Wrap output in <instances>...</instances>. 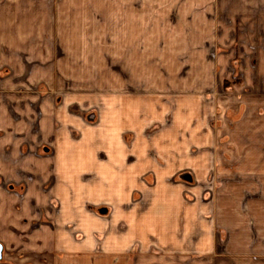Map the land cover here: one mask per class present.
Segmentation results:
<instances>
[{
    "label": "crops",
    "instance_id": "1",
    "mask_svg": "<svg viewBox=\"0 0 264 264\" xmlns=\"http://www.w3.org/2000/svg\"><path fill=\"white\" fill-rule=\"evenodd\" d=\"M16 1L0 0V14H15L2 10H12ZM28 1L31 10L43 3L46 14H63L59 11L64 0ZM8 3L11 8H3ZM206 5L209 7V2ZM217 6L225 30L243 33L235 45L238 62L250 64L254 70L250 77H243L237 88L240 95L231 106L240 117L213 121L208 130L204 125L201 133L185 116L176 126L155 118L152 128L158 130L148 135V119L155 117V111L148 107L145 97L134 98V103L110 104L106 113L113 112V116L116 108L135 111L130 128L134 136L126 141L131 133L120 135L122 145L144 147L150 139L164 152H139L134 158V153H126L110 157L105 166L101 159L106 151L97 131L105 123V117L101 118L85 129L93 135L88 140L90 144L93 141L91 154L75 158L86 161L79 164L81 174L73 183L76 190L90 185L94 192L99 191L92 198L86 196V202L80 201L77 191L66 192L73 174H62L55 150L52 157L18 155V169L11 173L0 170V180L10 177L20 184L27 181V196L20 204L7 196L0 200V241L4 247L0 264H264V119L255 115L264 109L251 102L256 95L264 96V0H218ZM252 77L258 81L254 85L247 82ZM189 102L178 100L172 111L184 109L192 118L190 113L196 109ZM213 111L209 105L208 112ZM57 126L46 133V142L55 149L63 139ZM211 129H218L214 134L228 151H208ZM77 142L83 143V137ZM95 142L101 148L95 147ZM201 142L206 150L194 151V145ZM158 159L169 163L167 174H161L163 168L157 162L148 161ZM199 161H203L202 174L208 178L196 188L192 180L201 175ZM180 169L184 170L181 175ZM146 174L159 177L158 183L148 184ZM247 176L249 182L243 180ZM219 177L227 183H217ZM197 190L202 200H198ZM61 191L66 195L61 197Z\"/></svg>",
    "mask_w": 264,
    "mask_h": 264
},
{
    "label": "rangeland",
    "instance_id": "2",
    "mask_svg": "<svg viewBox=\"0 0 264 264\" xmlns=\"http://www.w3.org/2000/svg\"><path fill=\"white\" fill-rule=\"evenodd\" d=\"M30 2L17 0L12 10H2L15 14H0V170L3 172L18 169V155L52 157L55 150L62 174H73L66 192L77 191L73 183L81 174L79 164L86 161L75 158L87 157L92 151L93 141L90 144L88 140L93 135L85 129L104 117L105 123L97 130L102 139L98 134L97 137L105 147L101 159L105 166L110 157L126 153H134L132 158L139 152L162 154L164 151L157 150L150 139L144 147L130 145L131 148L119 141L126 132L131 133L126 141L133 138L134 129L130 128L135 111L122 107L115 109V116L113 112L106 113L110 104L129 100L134 103L138 96L145 97L148 107L155 111V117L148 119V135L158 130L152 128L155 118L164 125L176 126L185 116L200 133L205 130L204 125L208 130L213 121L238 118L231 106L240 95L238 89L243 77L247 74L250 77L254 70L252 65L242 66L238 62L235 45L243 33L225 30L218 0H64L65 5L59 11L63 14L58 15L46 14L43 3L37 1L33 3L39 5L31 10ZM8 6L11 5L3 8H11ZM247 82L254 85L258 81L252 77ZM21 89L26 92H20ZM253 99L251 102L264 109V96L256 95ZM178 100L195 105L196 110L190 113L192 118L187 117L184 109L172 111L171 106ZM209 105L214 109L211 113ZM221 105L227 107L223 109ZM218 109L223 112L219 113ZM151 113L148 111V115ZM255 115L264 119V111ZM55 124L63 137L56 143V149L46 142V133L53 131ZM217 130L209 131L211 144L206 148L228 151L214 134ZM80 137L84 139L81 144L77 142ZM94 137L97 138L96 133ZM94 146L101 148L98 142ZM194 147V151L206 150L202 142ZM148 161L157 162L163 168V175L170 168L168 162L166 165L159 159ZM202 162L197 165L201 175L192 180L196 188L208 178L202 174L205 173ZM183 172L180 169V175ZM104 177L108 182L107 171ZM243 178L250 181L248 176ZM62 179L66 182L65 176ZM145 179L148 184L159 181V177L149 174ZM218 179L217 183H227L223 177ZM109 181H113L112 177ZM26 183L3 178L0 200L7 196L20 204L27 196ZM89 186L77 191L80 201L86 202V196L88 199L97 196L99 191L94 192ZM199 190L196 194L202 200ZM60 194L66 195L64 191Z\"/></svg>",
    "mask_w": 264,
    "mask_h": 264
},
{
    "label": "water",
    "instance_id": "3",
    "mask_svg": "<svg viewBox=\"0 0 264 264\" xmlns=\"http://www.w3.org/2000/svg\"><path fill=\"white\" fill-rule=\"evenodd\" d=\"M2 259V246L0 245V260Z\"/></svg>",
    "mask_w": 264,
    "mask_h": 264
},
{
    "label": "trees",
    "instance_id": "4",
    "mask_svg": "<svg viewBox=\"0 0 264 264\" xmlns=\"http://www.w3.org/2000/svg\"><path fill=\"white\" fill-rule=\"evenodd\" d=\"M227 86H229V84Z\"/></svg>",
    "mask_w": 264,
    "mask_h": 264
}]
</instances>
